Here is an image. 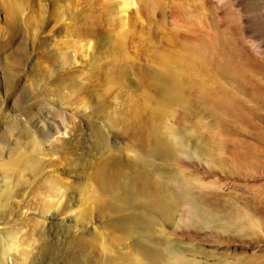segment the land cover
<instances>
[{"label": "rangeland", "instance_id": "obj_1", "mask_svg": "<svg viewBox=\"0 0 264 264\" xmlns=\"http://www.w3.org/2000/svg\"><path fill=\"white\" fill-rule=\"evenodd\" d=\"M32 106L63 111L65 134L44 140ZM143 121L171 151L139 164L119 155L114 202L89 166ZM9 125L41 143L43 164L14 172L0 200V233L16 243L8 264H143L140 245L203 264L264 262V0H0V135ZM77 165L81 186L64 172ZM148 186L169 210L148 204ZM73 190L83 208L100 211L103 192L115 205L84 241L53 222Z\"/></svg>", "mask_w": 264, "mask_h": 264}, {"label": "bare ground", "instance_id": "obj_2", "mask_svg": "<svg viewBox=\"0 0 264 264\" xmlns=\"http://www.w3.org/2000/svg\"><path fill=\"white\" fill-rule=\"evenodd\" d=\"M27 113H28V116L30 118V122L37 129V131L43 136L44 140L45 139L49 140L52 138L53 135H58L60 133L65 134V132L67 131V128H68L67 123L65 121H63L62 119L58 118V116L64 117L63 111L62 112L59 111L56 113L57 115H53L52 112L48 111L46 108H40L39 106H32L29 108ZM150 121L152 123L154 122V120L152 121L151 119H150ZM143 122L144 123L138 124V126L139 125L140 126H139V128L137 126L138 129H135V130H134L135 125H134L133 130H132V134L129 137L124 138V140H120V139L115 138V137H110L111 143L109 141L104 142L105 145L102 147L103 152L100 154V159H99L101 162L99 161L100 163H98V164L92 163L95 165V167L89 166L90 168H93L92 170L91 169L88 170L89 176L93 177L94 180L96 179V183L98 182V184L100 185V188H102L103 191L107 190L106 193L108 191L110 193L111 192L113 193V194L111 193L110 198L114 202L115 201L121 202V197H120L121 195H118V193L116 192L117 191L116 188H118V186H116V188H115V185L118 184L115 182L117 180L116 178L118 176H121V173L119 172L120 175H118V176H117V174L111 173L113 168L110 171L109 170L110 168L108 169V166L110 167L112 162L113 163L116 162L114 164L117 166H120V168H121L123 162H122L121 158H118L119 155L121 156V155H125V154L129 153L133 156V159L137 162V164H139L141 162L143 163L144 159H146L147 156L148 157H156V156L160 155V157H167V156H169V153L171 151L169 149L170 146H166V145H164V143H162L163 141H161V138H159V136H158L160 134V132L158 133L157 130L154 129L155 127L151 125L152 123L150 124L148 121H146V122H148L149 124L145 123V121H143ZM155 123L156 122H154L153 125H155ZM11 125L6 127L7 131L5 134H7V136L0 135V200H3V201L4 200L6 201L9 194H10L9 188L11 187V182L14 180V176H13L14 172H15V174L16 173L18 174V172L19 173L21 172L20 170L23 171L25 169L28 171H31V172H35L43 164L42 163V156H41L43 149L41 150V148H42L41 143L38 142L35 138V139H32L31 141L26 142L24 144L23 142H25V141H23V142L20 141L21 138L19 139L18 133L15 131L16 129L12 128ZM157 129H159V128H157ZM165 143L167 144V142H165ZM121 144H123V146H121L120 149H115L118 145H121ZM116 152L118 153V155L114 154ZM112 155L116 156V158H115L116 161H113ZM147 159H146V161H147ZM84 169H83V166L77 165L75 167H72L71 170H68L67 168L64 169V172L67 173V176L69 178H72V179L74 178V180L72 181L71 184L81 186L80 181L81 180L83 181L86 179L84 177V172H83ZM118 171H120V169H118ZM145 175L146 174H144V176ZM152 183L153 182H151V185H152ZM146 184H149V183L146 182ZM151 185H150V187H152L154 184L152 186ZM159 186H161V184ZM74 187L76 190H78L76 186H74ZM150 187L148 188V190L153 192L154 191L153 189H155L154 187H156V186L154 185V187L152 189L153 191L150 189ZM136 188L137 187L133 188L132 185L130 186L129 192H128V195L130 197H134L135 195H137V193H139L138 189L136 190ZM124 190H123V193H124ZM144 190H145V188H144ZM144 190H143V192H144ZM162 191H164V190H162ZM168 191H170V189ZM167 192H165L164 195H166ZM103 193H105V192H103ZM103 193H101V194H103ZM146 193H148V191H146ZM170 193H172V192H170ZM170 193L168 192V194H170ZM101 194H100L99 199H98L99 200L98 201L99 207L97 206L98 209H100V211L95 212L94 209H88L87 207L86 208L84 207L85 208L84 209L82 206H80L82 204V201H83L81 198V193H77V191L73 190L72 193H70L67 196L66 201L61 204V212L56 213V215H54L56 218H55V221H53V222L55 223L57 221L58 223H56V225H60L61 227L65 228V230L67 232H70L72 235H74V238H76L77 240L84 241V240H86V237H89L91 235H96V233L99 232V231L96 232V230H95L97 224L99 222H101V220L102 221L104 220L101 218V216H99L98 212H102L103 210L108 211V209L113 210L112 206L113 207L115 206L110 201L111 199L109 200V198H108V200H107L103 197L104 195L102 196ZM139 194L142 195V193H139ZM172 195L170 197L173 198ZM95 196H96V194H95ZM138 196H140V195H138ZM150 197H151V195H150ZM165 197H163V193L160 192L158 189V190H155V193L153 194V199L151 200V198H150L151 201L149 203H148V200H145V201H147L148 204L154 206L159 211L164 213V211L169 210V208L171 207L170 206L171 204L169 205L166 202L161 203V201H163V198H165ZM147 198H149V197H147ZM167 199H168V197H167ZM175 200H177V199H174V201ZM176 202H174V203L176 204ZM172 206H173V204H172ZM127 216L124 218H121V220H118V224L116 222V224H117L116 226L118 229H122V231L129 229L130 223H128L129 222L128 220H131V218L133 217V214L129 215L128 217ZM53 226H55V225L53 224ZM116 226H115V228H116ZM130 226H132V225H130ZM71 238H72V236H71ZM74 238H72V239H74ZM14 244H16V243H13V240L11 238H7L5 236H2L0 233V264H8L9 263V258L12 256V252L15 248ZM136 249H138L140 256L143 258V262L145 260L146 262H144V263H147V264H160L161 262L169 261V260L173 261L172 264H176V263L177 264H203L202 261L200 262L197 260H190V259H187L183 255L182 256L177 255V256L171 258L168 254L166 255L164 252H161V251H158L157 249H153V248L146 247L143 245L137 246ZM136 252H137V250H136ZM140 256L138 258H140ZM259 264H264V262L259 263Z\"/></svg>", "mask_w": 264, "mask_h": 264}]
</instances>
